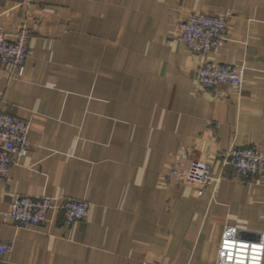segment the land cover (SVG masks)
<instances>
[{
  "label": "crops",
  "instance_id": "0c3cea01",
  "mask_svg": "<svg viewBox=\"0 0 264 264\" xmlns=\"http://www.w3.org/2000/svg\"><path fill=\"white\" fill-rule=\"evenodd\" d=\"M193 12L226 16L207 58L243 64L241 90L196 84L199 56L178 35ZM23 27L22 72L0 65V110L30 121L27 154L0 178V264H217L225 224L264 231V179L170 174L193 159L217 169L232 144L264 151V0H0L7 37ZM20 194L88 211L15 226Z\"/></svg>",
  "mask_w": 264,
  "mask_h": 264
},
{
  "label": "built area",
  "instance_id": "2783aa9c",
  "mask_svg": "<svg viewBox=\"0 0 264 264\" xmlns=\"http://www.w3.org/2000/svg\"><path fill=\"white\" fill-rule=\"evenodd\" d=\"M10 1V0H8ZM28 7L36 0H12ZM227 18L223 14L193 12L178 22L179 38L188 49L199 56L193 77L199 88H208L224 84L241 90L244 85L243 64L229 62H212L207 58L208 52L226 39ZM29 29L21 28L13 40L0 28V65H9L17 74L23 70V62L29 54ZM29 120H23L0 110V178H6L10 166L17 164L30 147L28 132ZM217 169L199 159H193L187 165L175 164L170 174L179 183L195 182L204 184L217 181L227 168L241 178L255 177L264 179V151L254 146L232 144L219 156ZM201 189H198V194ZM62 212L63 221L71 224L85 218L88 202L72 198L55 201L50 196H32L27 194L12 197L7 214L15 226H33L46 220L50 209ZM246 231L232 224L223 227L215 262L217 264H263L264 231H253V237L243 235ZM250 231V230H247ZM252 232V231H251ZM228 245H231L229 247ZM10 245L0 240V259L10 250ZM141 264H156L142 261Z\"/></svg>",
  "mask_w": 264,
  "mask_h": 264
},
{
  "label": "clouds",
  "instance_id": "9594fccd",
  "mask_svg": "<svg viewBox=\"0 0 264 264\" xmlns=\"http://www.w3.org/2000/svg\"><path fill=\"white\" fill-rule=\"evenodd\" d=\"M229 247H231V245H228Z\"/></svg>",
  "mask_w": 264,
  "mask_h": 264
}]
</instances>
